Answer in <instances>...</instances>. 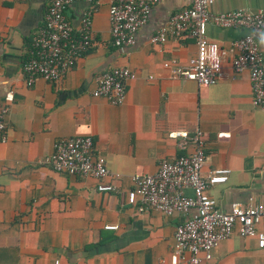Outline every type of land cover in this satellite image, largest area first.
<instances>
[{"label":"crops","instance_id":"obj_1","mask_svg":"<svg viewBox=\"0 0 264 264\" xmlns=\"http://www.w3.org/2000/svg\"><path fill=\"white\" fill-rule=\"evenodd\" d=\"M115 0H96L91 17L92 46L58 82L36 79L27 85L21 72L30 35L41 24L48 0H0V109L6 140L0 143V264H171L175 226L195 213L137 211L125 202L130 176L153 173L158 161L193 149L199 130L205 160L201 173L229 169L223 183L208 188L221 211L232 203L264 204V111L251 105L248 73L233 72L230 41L249 30L207 23V36L226 52L216 81L199 86L171 79L168 62L187 63L195 53L191 37L151 42V35L186 0H160L130 46L112 44L107 10ZM87 3L64 9L73 25ZM237 8L262 10L264 0H212L211 13ZM264 62V30L255 34ZM115 66L135 72L124 101L94 97V78ZM11 91L12 100L4 95ZM183 130L186 137H169ZM223 133L224 135H218ZM89 135L116 177L101 180L58 173L41 163L58 137ZM99 182L113 191L98 192ZM186 193H189L186 190ZM115 224V229H105ZM182 253L174 264H189ZM199 264H264V247L233 232Z\"/></svg>","mask_w":264,"mask_h":264},{"label":"built area","instance_id":"obj_2","mask_svg":"<svg viewBox=\"0 0 264 264\" xmlns=\"http://www.w3.org/2000/svg\"><path fill=\"white\" fill-rule=\"evenodd\" d=\"M73 1L76 0H48L42 22L30 35L26 57L21 63V72L27 85L36 79L58 82L92 46L91 17L97 9L96 0H82L87 3V7L76 26L64 15L65 7ZM159 1L112 2L107 10L112 44L115 47L132 45L135 32L146 22L152 5ZM186 1V6L172 14L150 37L151 42L157 43L181 35L189 36L194 41L195 53L187 63L169 60V78L192 80L199 86L213 84L226 51L207 36V23L220 27L247 28L248 33L230 41V66L235 73L243 70L248 73L251 105L264 111V62L255 37L257 31L264 30V12L237 8L211 13L209 6L212 0ZM134 77L135 72L127 66L111 67L95 76L94 88L90 93L94 97L105 98L110 104L119 105L124 101L127 82ZM4 99L6 102L12 100L11 91L5 93ZM6 110V106L0 109V143L7 137L3 119ZM167 135L186 137V132L170 131ZM190 141L193 145L191 152L160 159L153 173L130 176L132 188L125 192V202L139 212L153 210L172 214L195 210L192 216L175 226L171 264L184 252L189 254V264L209 260L211 250L233 232L241 237H252L257 247H264V204L252 201L246 204L232 203L227 211H221L207 191L210 186L225 182L229 169L214 167L202 174L205 154L201 132L194 130ZM41 163L55 172L70 176L98 180L116 177V174L109 172L104 156L93 150V140L89 135L54 139L51 152L42 158ZM96 190L113 191L115 186L99 182ZM116 227L115 224L103 226L105 229ZM54 264L59 263L55 260Z\"/></svg>","mask_w":264,"mask_h":264}]
</instances>
